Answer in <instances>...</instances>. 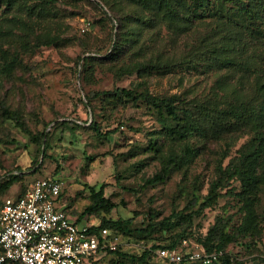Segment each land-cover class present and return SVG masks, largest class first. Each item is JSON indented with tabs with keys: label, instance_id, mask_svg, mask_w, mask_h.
<instances>
[{
	"label": "rangeland",
	"instance_id": "1",
	"mask_svg": "<svg viewBox=\"0 0 264 264\" xmlns=\"http://www.w3.org/2000/svg\"><path fill=\"white\" fill-rule=\"evenodd\" d=\"M30 3L36 17L21 14L26 25L7 21L11 13L0 19V182L4 181L0 200L16 196L37 179L53 176L61 183L63 203L80 213L90 202L89 187L104 184L105 196L116 204L109 215L112 219L124 220L137 212L132 222L135 228L165 218L175 226L159 229L145 241L115 234L116 247L140 253L151 245L175 240L177 246L172 250L184 259L192 253L208 255L211 252L198 239L206 236L217 217H223L229 220L228 231L237 232L227 253L239 264H264V183L254 194L251 224L242 226L248 207L239 194L242 182L236 175L230 176L233 167L228 166L230 161L238 162L236 157L251 140V126L235 124L230 118L236 125L233 128L217 135L194 130L178 143L169 133L176 120L164 109L159 114L149 97L169 99L179 107L209 100L228 109L236 99L252 98L253 75L240 80L239 70L185 64L167 72L141 74L137 71L140 60L145 63L149 56L155 60L158 54L161 59L179 58L197 45L205 27L197 25L174 42L172 31L164 25L145 29L142 40L153 51L143 58L123 46L124 51L112 59L105 54L116 40L115 34L117 38L124 34L112 18L135 13V5L126 0L112 8L100 0ZM41 6L53 14L45 16ZM51 39L53 43L47 42ZM89 55L95 58L82 67V59ZM221 81L225 82L223 88L218 86ZM123 89L147 98H126ZM90 91L115 92L116 96L91 99L90 110L86 105ZM4 111L19 112L23 124L4 118ZM90 120L99 132L90 127ZM59 121L68 123L54 127ZM43 131L50 132L47 147L34 140ZM106 131L110 133L104 135ZM174 156L180 157L178 167L164 175L161 159ZM220 160L222 171L218 172ZM17 167L24 172L22 178L5 181ZM218 180L221 191L231 194L189 216L198 210L210 184ZM193 197L196 203L192 205ZM157 250L154 261H160ZM189 260L188 264L212 263L204 258Z\"/></svg>",
	"mask_w": 264,
	"mask_h": 264
},
{
	"label": "trees",
	"instance_id": "2",
	"mask_svg": "<svg viewBox=\"0 0 264 264\" xmlns=\"http://www.w3.org/2000/svg\"><path fill=\"white\" fill-rule=\"evenodd\" d=\"M31 0H0V19L2 14L11 13V18L7 21L15 23H26L21 18V14L27 17H36L35 7L30 3ZM108 7L112 8L114 3L121 0H100ZM137 8L133 14L122 15L112 18L117 23V27L124 31V34L117 33L116 40L113 42L110 50L105 54L106 58H116L123 51L132 50V53L145 58L149 51H153L151 44H147L142 40V34L145 29H151L160 26H166L172 31V42L176 37L193 31L197 25H203L205 32L200 35L197 45L190 48L186 52L180 54L179 58L170 57L169 59H161L159 54L156 59L152 60V56L145 63L140 60L137 64L139 73L168 71L174 66L185 64L186 66H202L203 68H228L231 71L239 70L241 72L240 80L247 79L253 75V96L249 99H236V103H229L228 109H221L218 104L207 101L195 102L191 107L182 105L176 106L169 102V99L152 97L154 106L159 114L163 115L162 109L167 112V116L176 120V125L170 127L169 133L173 134L172 138L175 142L183 141L188 134L198 129L204 134L217 135L223 130L233 128V123L249 124L254 131L251 140L240 151L236 161L229 162L233 167L230 176L236 175L242 182V190L240 197L243 205L248 207L246 210V221L242 226L250 225L254 214L252 207L254 205V194L259 188V184L264 183V0H126ZM44 7V15L53 14L49 12V8ZM120 22V23H119ZM119 23V24H118ZM47 42H52L47 41ZM176 57V56H175ZM95 56L89 55L82 59V67L85 66L88 59H94ZM98 59V58H96ZM89 61V60H88ZM179 62V63H178ZM201 62V63H200ZM224 81L218 85L223 88ZM123 96L126 98L144 99L147 95L142 93L130 95L128 91H124ZM103 95L109 97L116 96L115 92L108 91H90L86 101L89 109L93 110L91 99ZM260 99V101H259ZM197 107V108H196ZM179 112L181 114H179ZM6 119L15 120L16 124L22 125L21 117L17 111H4L2 113ZM233 118V123L229 119ZM204 121V122H203ZM67 121L56 122L53 126L66 125ZM205 123V124H204ZM90 127L96 132L97 125L90 120ZM109 131L103 133L109 134ZM49 131L41 132L40 136L34 137L47 147L49 141ZM186 157V156H184ZM180 157H168L161 159L160 164L164 175H167L173 168L178 167ZM38 163L34 164V167ZM221 160L219 161L218 172L221 169ZM232 164V165H231ZM262 169V173L258 174L257 169ZM18 171L10 172L5 176V181L13 178H22L23 170L17 167ZM57 172V170H56ZM53 177V176H52ZM4 182V181H3ZM3 182H0V187ZM221 181L212 182L204 195L203 201L199 204L198 210L190 213L193 217L198 212L206 208H211L219 199L229 196V191H221ZM26 190V189H25ZM24 190V191H25ZM23 191V192H24ZM23 192L18 195L23 194ZM90 202L84 209L77 213L70 209L66 203L62 201V192L58 197V203L62 204L66 213L77 222L87 220L96 222L97 225L92 226L94 232L100 228H107L110 232L108 239L114 240L116 235L121 234L134 238L138 241L148 240L159 229H169L175 226L166 218L155 222L150 221L145 227H133L132 222L134 216L139 213L134 212L133 217L127 219H112L110 213L116 204L104 194V184L99 187H89ZM1 203V201H0ZM196 203V198L191 199V204ZM243 206V208H244ZM152 210L149 209L150 218H152ZM93 217L95 221H92ZM229 220L223 217H217L213 225L207 231L203 238H199L198 242L205 248L206 252L219 253L216 260L211 264H239L235 262L234 257L227 253L226 249L234 240L237 232L230 233ZM176 241H171L166 245H151L143 249L140 253L125 251L120 247L110 250L108 248L101 249L97 255L92 258L91 264H106L110 257V264H188L192 260L182 259L179 262H169L166 259L159 258L160 261H154L152 255L155 249H172L176 248ZM19 264V263H13Z\"/></svg>",
	"mask_w": 264,
	"mask_h": 264
},
{
	"label": "built area",
	"instance_id": "3",
	"mask_svg": "<svg viewBox=\"0 0 264 264\" xmlns=\"http://www.w3.org/2000/svg\"><path fill=\"white\" fill-rule=\"evenodd\" d=\"M61 183L55 177L35 180L21 195L0 203V264H91L98 251L115 249L110 232L97 223L77 222L58 203ZM159 257L178 262L175 250L160 248ZM220 253H192L188 259L216 260Z\"/></svg>",
	"mask_w": 264,
	"mask_h": 264
},
{
	"label": "crops",
	"instance_id": "4",
	"mask_svg": "<svg viewBox=\"0 0 264 264\" xmlns=\"http://www.w3.org/2000/svg\"><path fill=\"white\" fill-rule=\"evenodd\" d=\"M18 194H19V193H18ZM18 194H17V195H18Z\"/></svg>",
	"mask_w": 264,
	"mask_h": 264
}]
</instances>
